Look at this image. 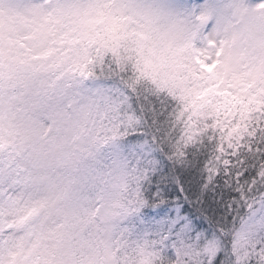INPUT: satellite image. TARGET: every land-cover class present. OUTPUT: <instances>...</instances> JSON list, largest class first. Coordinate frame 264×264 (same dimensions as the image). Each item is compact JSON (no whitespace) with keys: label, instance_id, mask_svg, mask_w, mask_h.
Segmentation results:
<instances>
[{"label":"snow or ice","instance_id":"snow-or-ice-1","mask_svg":"<svg viewBox=\"0 0 264 264\" xmlns=\"http://www.w3.org/2000/svg\"><path fill=\"white\" fill-rule=\"evenodd\" d=\"M0 264H264V0H0Z\"/></svg>","mask_w":264,"mask_h":264},{"label":"rangeland","instance_id":"rangeland-1","mask_svg":"<svg viewBox=\"0 0 264 264\" xmlns=\"http://www.w3.org/2000/svg\"><path fill=\"white\" fill-rule=\"evenodd\" d=\"M182 2L186 7L194 9L198 5L203 4L204 0H182Z\"/></svg>","mask_w":264,"mask_h":264}]
</instances>
